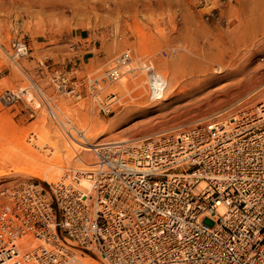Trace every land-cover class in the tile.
Returning a JSON list of instances; mask_svg holds the SVG:
<instances>
[{
    "label": "rangeland",
    "instance_id": "374dc122",
    "mask_svg": "<svg viewBox=\"0 0 264 264\" xmlns=\"http://www.w3.org/2000/svg\"><path fill=\"white\" fill-rule=\"evenodd\" d=\"M248 2L171 0L170 10H164L160 16L153 18L143 14L133 18L122 10L114 13L104 10L63 19L46 13L33 14L22 9H6V12L0 8V89L13 90L25 86L28 81L23 72L43 86L42 79L36 75L37 63L42 62L69 74V78L90 72L102 75L116 56L128 50L135 61L129 64V70L142 66L147 59L153 62L161 84L166 82L164 91L169 95L166 100L151 99L143 72L134 70L133 74L126 76L125 71V78L133 80H126L127 94L122 96L118 93L116 85L120 82L105 88L102 93V97L111 93L119 97L111 113L102 114L87 98L75 100L60 96L56 98L57 116L69 119L79 130L83 128L84 135L89 139L101 132L90 143L133 141L137 135L148 134L149 138L143 139L147 140L163 134L183 133L218 113L233 111L240 106L254 107L264 101V28L257 33L247 28ZM258 2L260 7L264 6V0ZM253 5L258 6L254 2ZM261 8L258 7V10ZM15 41L26 43L28 53L24 58L14 57L12 44ZM77 44L89 45L90 48L77 50ZM71 45L75 47L73 51L69 50ZM203 54L205 57L208 55L207 59ZM211 58L212 62H222L227 67L216 76L218 80L202 89L187 87L191 80L197 78L194 61L201 65ZM192 72L193 76L190 75ZM137 81L144 86L139 100L136 94L141 90L135 87ZM255 85L262 86L261 91L249 93V88ZM18 109L0 106V244L3 241H16L25 231L20 229L22 223L12 199L14 192H20L15 189L24 184L38 189L54 184L16 171L26 163L50 167L40 160L46 158L51 163L54 155L51 154L52 149L47 146L39 151L33 147L35 143L38 145L44 141L41 133L54 129L66 146L71 144L64 140L58 128L44 114L30 119ZM183 123L186 125L180 126ZM47 145L52 144L49 142ZM71 147H67L68 150H72ZM74 150L76 152L70 151L73 161L69 165L64 163L62 168H50L48 174L56 172L61 181L68 182L74 178L73 182H77L78 179L72 175L73 170H86L85 164L78 163L77 158L87 164H92L95 159L92 153H84L76 147ZM80 179L86 180L84 177ZM47 193H50L49 190L42 191V194ZM32 216L29 211L23 212L27 226L33 224L30 232L32 241L18 246L26 253L34 250L37 239L49 238L47 250L31 252L40 256L38 264H84V260L88 264H107L97 255L71 250L73 244L67 248L60 241L53 242L47 228L37 225ZM10 223L12 229L8 226ZM60 249L74 254L76 261L65 263L56 258L55 255L62 254Z\"/></svg>",
    "mask_w": 264,
    "mask_h": 264
},
{
    "label": "built area",
    "instance_id": "2783aa9c",
    "mask_svg": "<svg viewBox=\"0 0 264 264\" xmlns=\"http://www.w3.org/2000/svg\"><path fill=\"white\" fill-rule=\"evenodd\" d=\"M119 65L95 79L37 63L43 86L23 72L26 85L0 89V106L60 121L57 97L94 100L98 82L118 80ZM97 145L85 174L92 192L62 184L49 199L37 194L40 208L58 216L60 242L93 248L110 264H264V102L159 141Z\"/></svg>",
    "mask_w": 264,
    "mask_h": 264
},
{
    "label": "bare ground",
    "instance_id": "6f19581e",
    "mask_svg": "<svg viewBox=\"0 0 264 264\" xmlns=\"http://www.w3.org/2000/svg\"><path fill=\"white\" fill-rule=\"evenodd\" d=\"M253 2H254V4H257L258 6H254ZM260 5L261 4H260V2H258V0H249V2H248V7H249L248 10L249 11H248L247 17L245 18L247 28H250L253 32H256V33L259 30L261 31L262 28H264V10H261V9H264V8H261L264 6L260 7ZM171 7H172L171 6V0H98V1H89V0H3L2 1V0H0V8H3V10L9 9L10 11H12L13 9L14 10L22 9L24 12H27V13H30V12H33V14H34V12L42 13V14L46 13V14H51V15L58 16L61 18L63 17V19L68 18V17L77 18L80 16H84V14H88V13H92V12H99V11H104V10H108L109 12H112V13L117 12L119 10L120 11L122 10L124 13H128L131 16H133V18H135L136 15H138V14H143L145 16H152V18H153V17L160 16L164 12V10H167V11L170 10ZM258 7L261 8V9H259L261 12L258 10ZM6 12H7V10H6ZM21 44L22 43L19 44L20 45L19 50L17 52H14V57L17 59L24 58L25 56H27V53H28L27 46L25 45L26 47H24ZM189 52H191V51H189ZM191 54H192V52H191ZM131 57L132 56L128 50L124 51L121 54H119L118 56H116L113 59L112 65L114 66L115 63L120 64L119 66H116V70L119 74L118 80L113 81L111 83H108V81L107 82L104 81L103 82L104 84L98 82L99 85L96 88V91H97L96 98L94 100H90L89 98H87L93 105L96 106L98 111L101 112L102 114L107 115V114L111 113L112 108L115 106V104H117L118 99H119V97L115 93L107 94L104 97H102V93L105 90V88L120 82L119 84L116 85V88L118 90V93H120L122 96H124L125 94L128 93V89H127L128 84L126 82L128 80H131V78L129 79V77H128V80H127V78H125V77L128 75V73L130 75L133 74L134 70L135 71L140 70L141 72L144 73V78H145L151 99L166 100L168 98L167 96H169V95L166 93V91H164L165 90L164 84L166 82H163L161 84V79H159L158 75L156 74V71L153 67L154 66L153 62L147 59L146 61H144L142 63V66L139 65L137 67V69L130 68V70H129V68H128L129 64H131L132 61L135 62L133 60V58H131ZM203 57H205L204 54H203ZM206 57H205V59H207ZM208 58H210V57H208ZM212 58L210 59V61H206L207 63H203L201 65H199L196 60L194 61L195 65L193 67H195V69H196L197 78L191 80L189 82V84L186 85L187 87H190V89H193V90L197 87L202 89L205 86H208L211 83L218 80L216 78V76L218 74L222 73L224 71V69H226L227 67L225 66L224 63L218 62L217 60H216L217 62H212L213 61ZM237 63H238V61H237ZM112 65H110V66H112ZM110 66H109V68H110ZM108 69L102 75H100L99 73H96V72H90L87 74H89V76L94 77L95 79H98V78L101 79V78H104ZM125 71H126V76L124 75ZM118 74H117V76H118ZM190 75L193 76L194 73L192 72ZM131 77L134 79L133 75ZM123 78H125V80L123 82H121V80ZM164 79H165V77H164ZM131 81H133V80H131ZM170 85L171 84H169V87H170ZM262 86H264V85H262ZM262 86H260V85L256 86L255 85L254 87L249 88V93H255L256 94V91H261L260 89ZM135 87L137 89L141 90L140 92H137V94H136V99L139 100L142 98L141 93H142V89L144 86L140 81L139 82L137 81L135 83ZM124 98H126V96L123 97V99ZM74 99L75 100H82V99H76V98H74ZM141 101H143V100H141ZM144 101H145V99H144ZM262 102H264V101H262ZM144 103L145 102H143L142 104H144ZM150 107H152V106H150ZM247 108H252V107H247ZM102 109H103V111H102ZM54 114H56L55 110H54ZM218 114H220V113H218ZM56 116H57V114H56ZM57 118L60 121H56V122H54V123L52 122V123L61 132L64 140L65 139L68 140L71 144L70 145L68 144V146H66L64 144V142H62L60 135H58L55 131H53L54 129L52 131L45 130L41 133V135L44 137V141L38 145L34 142L36 145L34 144L33 147H35V149L39 150V151L42 148H46L47 146L49 147V149H52L51 154H54V155L50 159L51 163H49V160L47 161L46 158H44V159L42 158L43 160L42 159L40 160L41 163L47 162L49 164L48 166H50V167L44 166L43 164H40V163L38 165L37 164L33 165L32 163H26V166H24L23 168H21V169L17 168L16 171L19 173H22L26 176L36 178V179L41 180V181L46 180L48 182H54V184L47 185L46 187H42L40 189L35 187V190H21L20 192H16V193L14 192L13 193L12 199L14 200L15 207H17L16 209L19 212V216H20L19 222L22 223V226L21 227L19 226V227H20V229L22 228L21 231H24V230L25 231H24V233H22L20 238L17 239L16 241H3L0 244V264H38L40 262V259H39L40 256H38L36 252H33V253H31V252L35 251V250L39 251L40 249H44V250L48 249L49 238L48 239L46 238L47 239L46 240V239H42L40 237H39L40 239H37V242L34 245L35 246L34 250H31V251L25 253L18 246V244H26V243L32 241V235L30 232H32L31 230H33V224H31V227L27 226V221H24V219H23V212L29 211V214L30 213L33 214L32 217L34 218L35 223H37V225H39V226L47 228V231L50 234L49 237L53 242L60 241L61 237H63L62 235H60L61 232L57 230L56 217H54V215H51L49 208H47L46 210H44L43 208H40V206H39L40 200L38 198H36L37 194L42 193L43 190H49L50 193H51V191H53L55 193L63 192L64 190H57L60 186H62V184L71 185V186H74L75 188L80 189V190H72L76 193H81V192L88 193V191L92 192V180H89L85 176V174H89L90 172H92L93 171V168H91L92 165L95 166L97 164L95 156H93L95 161L92 164L89 162L90 165H88L89 163L88 164L84 163L81 160V158H77L78 163H80L81 165L85 164V166H86V170H81V168H78V169L75 168L73 170L74 172H72V175L74 174L75 178L78 179L77 182H73L74 178L68 182H66V180L61 181V179H60L61 177L57 178L58 174L56 172H52L51 174H48V172H47L48 169H50V168H58V169L62 168L64 163H68V165H69V163H71V161H73V159H72L73 157H71L72 153H70V151L73 150L72 152H76L75 151L76 149L74 150V147L80 149L84 153H92L93 152V150H92L93 145L95 143L98 144L97 146H100L103 144L104 145H112V144H126V143L130 144V146H139V145L144 144V142L146 141V140H143L144 138L145 139L149 138V137H147V135H148L147 134L146 136L137 135V136H135L134 139H132L133 141L100 142V143H99V141H96L95 143H93V142L90 143V140H95L101 132L99 134L93 135L89 139L88 137H86V135H84L82 127H81L82 129L79 130L78 128H76L71 123V121L69 119L67 120V118H65V117L59 118L58 116H57ZM201 121L199 120L198 122H201ZM195 122L198 123L197 121H195ZM185 123H183L180 126H183ZM193 126H195V124ZM72 128H75V132L76 133L80 132L81 135L77 136L76 133L72 130ZM104 129H105V127H104ZM102 131H104V130H102ZM183 133L163 134L160 136H154L150 139H151V141L156 140V139L159 141L160 138H162V137H170V135H179V134L181 135ZM147 140H149V139H147ZM78 141H80V142H78ZM49 142H51L52 145H47V143H49ZM81 145H83V146H81ZM84 146H88V147H84ZM67 147H69V148L71 147L72 150L69 149L70 150L69 151ZM32 150H33V148H32ZM35 151H33V152H35ZM31 155H32V152H30V156ZM92 155H93V153H92ZM33 158L34 157H32V159ZM82 158H84V157H82ZM74 159H76V158H74ZM86 162H87V160H86ZM75 172H76V174H75ZM81 177H84L86 180L80 179ZM59 180H60V182H59ZM81 182H83V183H81ZM79 183H80V186H79ZM76 185H78V186H76ZM23 186L31 187L33 185L24 184ZM50 187H53L54 190H52L53 188H50ZM19 188L15 189V190H18ZM37 190H40V191H37ZM50 193H47V195L46 194H44V195L49 199L51 196ZM45 212L48 213V217L45 216V214H44ZM13 223H15V222H13ZM11 225H12V223L8 224V226H10V228H11ZM6 229H8V228H6ZM65 246H67V248L68 247L70 248L69 243L67 245L65 244ZM71 250H74L76 252H87L90 254H94L95 256L96 255L99 256L103 261L107 262L106 260H104L99 255V252L93 248H90V250H82L81 248H79L77 246H73V249H71ZM59 252H62V254L59 253V254L55 255V257L62 259L65 263H69V262L73 263L76 261V257L74 256V254H71L69 252H63L62 249H60ZM43 253L44 252H42L41 254L43 255ZM83 263L88 264V262H85V260ZM107 264H110V262L108 261Z\"/></svg>",
    "mask_w": 264,
    "mask_h": 264
},
{
    "label": "crops",
    "instance_id": "0c3cea01",
    "mask_svg": "<svg viewBox=\"0 0 264 264\" xmlns=\"http://www.w3.org/2000/svg\"><path fill=\"white\" fill-rule=\"evenodd\" d=\"M77 50H86V49H88V48H90V46L88 45V46H84V45H81V44H77ZM77 50H76V52H77ZM87 60H89V58H87Z\"/></svg>",
    "mask_w": 264,
    "mask_h": 264
}]
</instances>
